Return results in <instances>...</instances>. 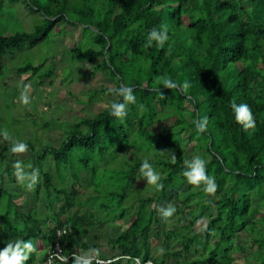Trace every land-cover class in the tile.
<instances>
[{
  "label": "trees",
  "instance_id": "1",
  "mask_svg": "<svg viewBox=\"0 0 264 264\" xmlns=\"http://www.w3.org/2000/svg\"><path fill=\"white\" fill-rule=\"evenodd\" d=\"M24 1L44 20L32 31H0V60L20 56L27 43L34 46L54 29L61 35L80 27L82 40L64 54L94 64L91 74L106 69L115 79L114 89L93 90L89 100L99 92L112 96L111 102L121 99L115 92L126 83L133 87L136 104L128 106L123 121L109 115L111 102L96 115L79 118L68 125L59 147L36 148L26 141L30 160L22 164L31 163L40 172L32 191L14 178L11 162L16 154L9 152L10 142L0 146V241L31 239L35 245L41 240L49 252L41 257L35 245L26 264H46L59 229H66L60 240L63 253H82L102 248V224L124 218L123 226L115 225L108 236L111 258L99 251V258L112 260L108 264H165L176 238L187 255L198 256L185 264H237L239 252L248 264H264V0ZM4 3L0 0V10ZM161 22L169 27L168 42L159 50L155 45L145 49L147 32ZM47 60L15 66L19 74L41 84L54 74L51 66L41 72ZM165 76L188 80L191 87L182 95L155 83ZM233 100L249 106L253 128L245 131L235 122ZM171 116L172 124L152 129ZM205 116L207 130L198 135L193 120ZM3 122L0 129L20 140L17 125L13 130L1 127ZM168 150L175 152V164ZM196 154L208 160L207 172L217 184L214 194L187 185L179 174L183 160ZM142 158L160 172L164 188L159 192L140 176ZM140 182L146 189H140ZM87 189L92 194L83 199ZM26 192L33 194L31 204ZM176 196L181 207L172 217L181 216L187 223L158 230V204ZM95 205L97 214L78 209ZM207 210L206 226L193 232ZM162 236L166 250L155 255L151 239Z\"/></svg>",
  "mask_w": 264,
  "mask_h": 264
},
{
  "label": "rangeland",
  "instance_id": "2",
  "mask_svg": "<svg viewBox=\"0 0 264 264\" xmlns=\"http://www.w3.org/2000/svg\"><path fill=\"white\" fill-rule=\"evenodd\" d=\"M29 4L25 3L24 0L13 4L5 0L0 10V31H7L8 33L23 30L32 31L35 25L42 23L44 20L43 15L33 11V8ZM59 26L61 27L62 24H59ZM65 31L66 34L60 35L54 29L50 32L48 38L39 40L34 46H30L27 43L25 45L26 48L22 50L20 56L16 53L14 54L15 56L9 55L0 60L2 66L0 70V123L4 120V125L1 127L14 130V127L17 125L16 130L19 131L20 137L16 136L14 138L19 137L24 142L29 140L35 147L40 144H50L53 147H59L66 135V129H68L69 124L75 123L81 117L96 115L99 111L106 108L112 100V96L110 97L101 92L97 93L92 101L89 100V93L93 90L100 91L103 87L114 89L115 79L106 69L95 71L91 74L94 71V64L80 63L76 60H71L67 54H64L72 43H80L82 40L80 27L74 26L65 29ZM45 59H48L46 61L47 67L41 70V72L48 70L49 66H51L54 69V74L53 76L46 77L41 84H39L35 77L27 79L26 76L28 77V74L21 75L17 72L16 64L29 62L39 64L45 61ZM100 62L101 60L98 59L96 64L98 65ZM24 85L29 86L28 95L30 103L28 105H23L19 101V94L23 90ZM29 112L34 113V115L32 116ZM174 120V116L160 120L156 122L152 129L158 131L172 124ZM8 132L12 133L11 131ZM0 146L6 147L5 141L2 139H0ZM185 153L189 154L188 150ZM30 154L31 151L29 149L25 153L16 154L11 165L17 160L21 163L29 161ZM84 178H86V175H84ZM70 184L71 179L68 181V188H70ZM139 187L142 190L146 189V184L140 182ZM31 193H25V198L29 204L33 201V194ZM89 194H92V192L90 189H87L83 199L88 197ZM145 195L146 193L143 196ZM170 203L174 206L176 205L175 207H181V202H179L177 196L173 197ZM165 206H167V202L161 201L158 204V209ZM78 209L81 213L86 211L98 213L97 205L88 208L79 207ZM209 215L210 211L207 210V215L200 219L191 230L198 232L203 229L206 226ZM158 216L161 219L158 230L161 231L174 226L180 227L187 223V220L182 221L181 216L179 219L178 216L168 218L167 221L161 218L159 211ZM123 223H125L124 218L106 221L98 228L100 247L102 248L97 249L107 255L108 258H111L113 254V250L107 245L108 236L113 233L112 227H115V225L123 226ZM49 224L52 226L53 222L49 221ZM164 239V236L160 239L156 237L151 239L153 254L158 255L160 253L158 249L161 247L164 251L166 250L163 245ZM35 245L39 247V256L42 255L41 257H43L44 254L49 252L50 247L46 246L41 240L37 241ZM170 251L172 255L167 258L165 264H185L198 257L194 253L187 255L184 252L181 241H178L177 238L176 240H172ZM235 255L239 256L237 264L249 263L248 260L243 258L241 252L235 253ZM148 264L151 263L148 262Z\"/></svg>",
  "mask_w": 264,
  "mask_h": 264
},
{
  "label": "clouds",
  "instance_id": "3",
  "mask_svg": "<svg viewBox=\"0 0 264 264\" xmlns=\"http://www.w3.org/2000/svg\"><path fill=\"white\" fill-rule=\"evenodd\" d=\"M169 40V27L166 23L161 22L158 26H153L145 36V43L143 47L145 49L151 48L153 45L159 50L164 48V45ZM156 84L162 85L163 88L175 89L182 95L186 94L191 87L188 80L177 82L170 77H162L155 81ZM28 85L23 86V90L20 91L19 101L23 105L30 103L28 95ZM154 91H160V88L153 89ZM111 93L112 90L108 89ZM115 95L121 99L113 100L109 106V115L115 117L121 121L127 116V109L129 105L136 104V96L133 93V87L128 86L126 83H121L116 90ZM230 108L233 114L235 122L242 126L243 130L247 131L255 126L253 114L246 103L237 104L235 100L230 103ZM196 133L203 134L207 130L208 118L207 116L193 120ZM0 139L10 142L9 152L13 155L25 153L28 151L29 146L23 140L13 139L7 130L0 129ZM162 153L164 151H161ZM171 153L170 161L176 163V155L172 150L166 151ZM208 160L202 155H193L190 159L183 160V167L180 171V175L183 177L187 185L194 187H202V191L206 194H214L217 190V184L215 177L207 172ZM12 167L14 169L13 175L18 183L26 191H32L39 182L40 172L31 163L22 164L19 160L13 162ZM140 176L146 180V184L153 187L156 192H159L164 188V184L161 182L160 172L157 171L153 165L149 162L148 158H142L138 169ZM161 218L167 221L176 212V207L172 203H168L167 206L158 209ZM0 228H3L0 225ZM59 235V233H57ZM5 243V247L0 249V264H26L30 255L36 251V247L31 239H16L8 240ZM160 253H163L164 249L161 247L158 249ZM71 264H104L99 259V249L89 248L82 253L73 252L71 254ZM54 260L59 261L60 264H68V257L53 253L48 256L46 264H53ZM137 264H140L137 263Z\"/></svg>",
  "mask_w": 264,
  "mask_h": 264
},
{
  "label": "built area",
  "instance_id": "4",
  "mask_svg": "<svg viewBox=\"0 0 264 264\" xmlns=\"http://www.w3.org/2000/svg\"><path fill=\"white\" fill-rule=\"evenodd\" d=\"M57 233H59V235H57V237H56L55 245H54V249H53V251H52L49 255H52L53 253L62 254V255H64V256L68 257V261H69L70 258H72V256H71L72 253H70L69 255H65V254L63 253V251H62L61 242H60V240H61V236L64 235V234H66V229H59V230L57 231ZM76 253H77V252H76ZM78 254H79V253H78ZM98 258H99V257H98ZM99 259H101V258H99ZM101 260L104 262V264H108V263L112 262V260H110V259H108V260L101 259ZM136 263H139V261L137 260ZM53 264H60V262L54 260Z\"/></svg>",
  "mask_w": 264,
  "mask_h": 264
}]
</instances>
